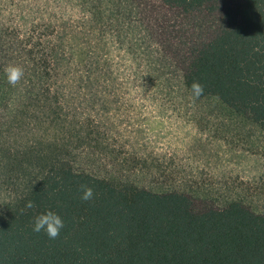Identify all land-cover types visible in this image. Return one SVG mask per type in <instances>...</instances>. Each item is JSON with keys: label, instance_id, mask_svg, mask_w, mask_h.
Returning <instances> with one entry per match:
<instances>
[{"label": "trees", "instance_id": "obj_1", "mask_svg": "<svg viewBox=\"0 0 264 264\" xmlns=\"http://www.w3.org/2000/svg\"><path fill=\"white\" fill-rule=\"evenodd\" d=\"M36 11L26 26L0 22V264H264V178L196 211L189 194L132 179L144 163L120 159L97 111L122 89L168 95L175 82L178 97L215 100L264 138V0H37ZM207 14L222 23L202 38ZM9 65L23 69L15 86ZM45 211L64 222L54 240L32 231Z\"/></svg>", "mask_w": 264, "mask_h": 264}, {"label": "rangeland", "instance_id": "obj_2", "mask_svg": "<svg viewBox=\"0 0 264 264\" xmlns=\"http://www.w3.org/2000/svg\"><path fill=\"white\" fill-rule=\"evenodd\" d=\"M36 5L37 0H0V22L29 25L39 17ZM196 21L195 34L208 38L222 17L207 14ZM175 85L168 95L151 97H129L122 89L124 97H101L97 111L112 128L117 147L125 149L120 159L136 156L144 163V172L132 179L151 189L187 193L196 211L223 206L215 195L229 196L241 184L253 187L255 179L264 178V138L215 100L178 97ZM5 102L0 96L2 122L8 113ZM32 136L23 132L18 142ZM109 169L115 175L122 171L115 165Z\"/></svg>", "mask_w": 264, "mask_h": 264}, {"label": "clouds", "instance_id": "obj_3", "mask_svg": "<svg viewBox=\"0 0 264 264\" xmlns=\"http://www.w3.org/2000/svg\"><path fill=\"white\" fill-rule=\"evenodd\" d=\"M4 75L7 83L11 86H15L22 79L24 73L22 68L15 65H9L4 69ZM191 93L194 97H199L203 93L202 85L193 82L191 84ZM82 187L83 192L81 199L85 201L91 199L93 196L92 189L86 186ZM28 206L31 207V203H29ZM63 227L64 222L57 213L53 211H45L34 218L32 231L36 233L43 231L49 239L54 240L60 234Z\"/></svg>", "mask_w": 264, "mask_h": 264}]
</instances>
